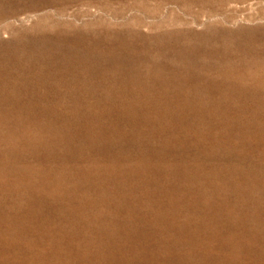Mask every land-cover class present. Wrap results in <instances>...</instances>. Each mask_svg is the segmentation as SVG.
I'll return each mask as SVG.
<instances>
[{
	"label": "rangeland",
	"instance_id": "obj_1",
	"mask_svg": "<svg viewBox=\"0 0 264 264\" xmlns=\"http://www.w3.org/2000/svg\"><path fill=\"white\" fill-rule=\"evenodd\" d=\"M0 264H264V0H0Z\"/></svg>",
	"mask_w": 264,
	"mask_h": 264
}]
</instances>
